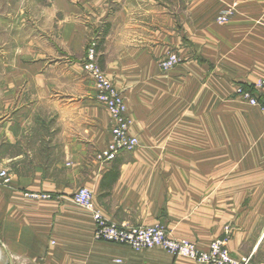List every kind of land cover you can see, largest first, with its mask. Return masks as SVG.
<instances>
[{"label": "crops", "instance_id": "crops-1", "mask_svg": "<svg viewBox=\"0 0 264 264\" xmlns=\"http://www.w3.org/2000/svg\"><path fill=\"white\" fill-rule=\"evenodd\" d=\"M94 40L140 140L109 164L97 154L110 114L82 68ZM173 52L182 63L165 73ZM65 72L76 92L61 106L0 110V264H201L96 241L93 214L72 200L82 187L110 222L162 223L203 251L226 239L233 258L264 263V115L226 101L264 80V0H0V107L18 91L47 97Z\"/></svg>", "mask_w": 264, "mask_h": 264}, {"label": "built area", "instance_id": "built-area-1", "mask_svg": "<svg viewBox=\"0 0 264 264\" xmlns=\"http://www.w3.org/2000/svg\"><path fill=\"white\" fill-rule=\"evenodd\" d=\"M234 14L235 8H227L220 12L216 22L219 24L230 22ZM97 47V41L90 43L87 53L88 59L83 66L94 84L96 98L110 114L111 142L104 151L97 154L100 163L109 164L117 160L123 153L135 151L140 145V140L131 133L132 121L129 116L126 98L118 90L116 84L99 67L96 56ZM181 60L179 54L170 53L161 61L159 66L163 72L167 73L178 67ZM238 91L244 93L251 105L261 107L264 113V99L261 100V97L264 98V80L251 84L247 89L240 87ZM0 176L5 179V182H9V173L1 171ZM26 195L37 200L52 199L51 195L43 193H27ZM72 200L78 206H82L93 214L96 228L94 239L96 241L127 245L135 251L162 248L168 253L187 257L201 264H256L251 257H244L242 260L233 258L228 251L226 239L214 240L209 249L203 251L189 240H181L171 236L167 226L162 223H156L153 227H133L110 222L95 207L93 192L89 188L82 187L72 196Z\"/></svg>", "mask_w": 264, "mask_h": 264}, {"label": "rangeland", "instance_id": "rangeland-1", "mask_svg": "<svg viewBox=\"0 0 264 264\" xmlns=\"http://www.w3.org/2000/svg\"><path fill=\"white\" fill-rule=\"evenodd\" d=\"M94 41H96V40H94ZM88 48H89V45L87 46L86 55L88 53ZM97 49H98V47L96 48V56H97V61H98L99 55L97 53ZM173 53H177V52H173ZM87 59H88V55L86 56V60L84 61V63L87 61ZM84 63H83V65H84ZM181 63H182V60H181ZM98 64H99V61H98ZM180 64H178V65H180ZM83 65H82V68L84 69ZM99 67H100V65H99ZM176 68H178V67H176ZM176 68H174L173 70H175ZM173 70H171V71H173ZM171 71H169V72H171ZM84 72H85V77L88 80L87 82L88 83L90 82L91 84H93L91 79L88 77L85 69H84ZM169 72H167V73H169ZM108 77L112 80V78L110 76H108ZM74 84L75 83H74L73 77L70 76L69 74H67L66 72L63 73V76L56 75L53 73L52 77L49 81L50 89L48 92L49 95L47 97H46V95L42 94L40 92V90H38L37 92H34V93H28V91H26L27 94H23L22 92L18 91L17 92V98L15 99V102H13V104L4 105V101L1 100L2 101V107H0V110L61 106V100L63 99V96H64L63 94L66 93V91H65L66 89L69 90V92H76V89L74 90V88H75ZM93 86H94V84H93ZM240 87L247 89V88H249V85H244L242 83H236L234 86L233 94H227V98H226L227 103L230 101H233L236 104H240L242 106L258 107L261 110L262 114L264 115L261 107H259L257 105H251L248 102V100L246 99V97L244 96V93H239L238 89ZM203 88H204V86H202V85H194L193 86V95L195 96V107H199L202 105V100L199 99V97L202 96L201 92H202ZM94 89H95V87H94ZM251 93H254V92H251ZM263 99L264 98L261 97V100H263ZM73 100L75 101L76 99L73 98L72 96L71 97L69 96L68 101L71 103V105H72Z\"/></svg>", "mask_w": 264, "mask_h": 264}]
</instances>
